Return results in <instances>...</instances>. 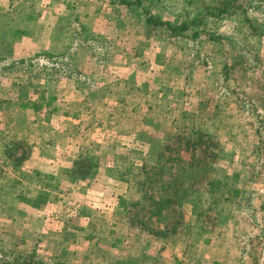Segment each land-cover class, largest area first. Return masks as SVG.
I'll use <instances>...</instances> for the list:
<instances>
[{"label": "rangeland", "instance_id": "374dc122", "mask_svg": "<svg viewBox=\"0 0 264 264\" xmlns=\"http://www.w3.org/2000/svg\"><path fill=\"white\" fill-rule=\"evenodd\" d=\"M189 1L203 9L223 0H159L161 9L152 13L188 23L198 12ZM137 13L136 8L128 12L121 0H0V136L12 135L17 156H26L17 172L6 170L0 146V260L26 261L34 252L33 260L47 263L264 264V37L252 38L242 29L234 35L237 43L220 42L221 54L208 35L231 36L239 12L218 21L206 17L196 42L159 31L146 39ZM252 15L260 17L255 11ZM47 24H63L67 30L82 24L96 36L76 63L66 61L76 66L71 78L60 69V59L45 57ZM182 42H188L187 53L180 50ZM234 46L240 51L234 52ZM135 52L142 64H136L140 89L133 94L118 82L130 73L122 74L124 66L132 69L126 54ZM224 65L231 67L228 76ZM156 89L164 90L165 97ZM19 93L26 96L20 99ZM120 100L141 101L143 109L125 115ZM35 103L41 104L40 111ZM180 107L199 114L196 120L218 142L216 177H234L233 186L241 193H227L229 201L222 198L219 206L224 211L206 212L200 230L198 216L207 204L184 205L180 235L161 241L131 226L117 203L118 197L136 196L128 191L125 170L154 163L156 139L160 147L172 122L181 119ZM87 153L97 159L99 170L72 183L66 172ZM10 179L20 186L10 187ZM49 182L58 190L47 187Z\"/></svg>", "mask_w": 264, "mask_h": 264}, {"label": "trees", "instance_id": "16d2710c", "mask_svg": "<svg viewBox=\"0 0 264 264\" xmlns=\"http://www.w3.org/2000/svg\"><path fill=\"white\" fill-rule=\"evenodd\" d=\"M121 2L128 12H132L133 8L138 9L137 16L138 18H143L144 36L146 39L154 37V34L159 31L162 34L166 33L171 38L175 37L183 41L196 42L201 35L199 28L203 26V23L205 24L204 19L206 17L218 21L223 17L234 16L237 12H239V21L234 30H232L231 36L228 37L229 39H222L223 37L221 36L216 37L211 34L208 35L207 40L214 43V45L216 44L218 52L221 54L223 52L221 50L222 43L220 42L234 40L237 43L234 35L242 32V29H247L252 38L264 37V0H248L244 6L232 5L230 2L223 0L219 3H214V6L211 8L205 7L203 9L200 4L193 5L192 1H189L187 4H192L193 10H197L198 12L192 16L193 18L188 23L166 21L163 19L161 13L159 16L152 13L154 9H161L157 5L160 3L159 0H121ZM254 11L260 14L259 18L253 17L252 12ZM78 28V30L70 28L67 30L66 25L62 24L57 29L58 35L56 34V37H60V34H66V37H62L64 40H67L65 52L67 55H70L73 63H76L78 60L77 56L87 49L88 40L96 37L91 35L82 24ZM188 42H182V46H180L182 53H187L186 45H188ZM239 51L240 48L234 46V52ZM47 55L49 56V54ZM61 55L63 58L59 62V65L61 64L60 66H62L60 69L66 74V78H71L74 75L76 66L72 65L70 67L64 60L65 54ZM192 55L196 60H200L201 58L199 55ZM237 59H241V55L236 56ZM254 60L256 61V58ZM198 62L201 63V61ZM21 63L23 64L22 61ZM14 66L12 63L10 67ZM191 67L194 68L193 65ZM224 68L226 72L224 75L228 76V71L231 67L224 65ZM29 69H33L31 63ZM60 69L58 70L60 71ZM51 79L52 77L48 78L47 82L49 83ZM40 86L43 95L44 93L46 94V86ZM226 90H228L227 87ZM22 96L25 97L26 95L19 93L20 99ZM33 104L31 103L30 107H33ZM34 107V109L40 111L39 109L42 106L35 103ZM180 111L181 119L176 118L172 122L173 129L170 133H167L161 142L154 163L144 161L141 165L128 166L126 168L125 171L131 184L128 191L135 192L136 196L132 197L131 194H128L126 197H118L117 203V208L120 209L124 217H127L128 223L131 226L137 227L147 235L161 241L166 240L168 236L171 237V234L172 236L177 235V232L179 234L178 228L182 231L185 225L183 222L184 205L207 204L205 211L198 216V226L196 225V229L200 230L199 221L201 217L205 216L206 212L214 211L216 215H219L220 211H224V208L222 209L219 206L223 202L222 198H226L224 201H229L226 197L227 193L230 194L232 192L233 195L241 193L233 186L234 177L226 175L222 180L216 177L214 165L219 157L217 152L218 142L196 120L199 114L196 112L187 113L183 107H180ZM178 123L180 124L177 125ZM12 138V135L8 133H2L0 136L2 144L0 146L5 158L4 165L6 166V170L10 168L13 172H17L18 167L25 161L26 156L23 153L17 156L19 145L18 143H14V138ZM96 160L91 153L82 155L66 172L67 177L72 183L93 177L99 170V163ZM7 184L10 187L20 186V182L16 179H10V181H7ZM46 186L50 188L54 187L55 190H58V185L53 186L51 182L46 184ZM226 189L228 191H224ZM38 196L40 197H36V200L38 199L37 201L41 202L42 193H39ZM204 197L206 198L205 200ZM34 256L35 253L32 252L31 257L34 258ZM32 258L26 261L13 259L11 263L68 264L60 259L53 263H47L44 260H33ZM7 262L8 260L6 261L5 258L0 260V264H11Z\"/></svg>", "mask_w": 264, "mask_h": 264}, {"label": "crops", "instance_id": "0c3cea01", "mask_svg": "<svg viewBox=\"0 0 264 264\" xmlns=\"http://www.w3.org/2000/svg\"><path fill=\"white\" fill-rule=\"evenodd\" d=\"M7 10H10V9H12V7H8V8H6ZM23 14V16H24V18L25 17H27V15H26V12L24 11V13H22ZM26 15V16H25ZM24 21L26 20V19H23ZM62 26V25H61ZM49 27H51L50 28V31L48 32V43H47V45H48V47H47V49L50 47V49L53 47V48H56V52H54V53H52V52H48L47 51V49H45L44 50V54H45V57H52V58H54V59H62L63 58V56L61 55V54H65L64 55V60L65 61H67V60H70V61H72L71 59H70V55H67L66 54V52H65V45H67V42L66 43H64L65 41H66V39L64 40L62 37H66V34H60L59 36L60 37H56V34L58 35V30L57 29H59L60 28V26L59 25H55V26H49L48 24L47 25H44V28H49ZM87 29V28H86ZM48 31V30H47ZM56 31V32H55ZM19 32H21V31H19ZM24 32V31H23ZM27 34H29V33H27ZM28 38H29V35H28ZM30 39V38H29ZM52 45H55V46H52ZM47 54H49V56L47 55ZM126 55H128L129 57L128 58H130L131 60H132V62H133V64H132V62H131V64H130V67H132V69H128L127 67H123L122 68V71L121 72H125V71H127L126 73H122V74H128L129 72V75H128V77L126 78V80H123V81H121L120 80V82H118V84H119V86H121V87H123L124 88V90L125 91H127L128 93H136V92H138V90L140 89L138 86H140V83L138 82V79H140V75L138 74V71L136 70V64H142V59L139 57V55H137V53L135 52V54H126ZM125 55V56H126ZM159 55H158V53H156V59H157V57H158ZM137 61H138V63H137ZM150 63V62H149ZM129 66V65H128ZM157 67L159 68V66L157 65ZM161 68H163V67H160V69ZM84 79L85 78H82V79H80V80H83L84 81ZM131 81H132V83H131ZM160 81V80H159ZM14 83V82H13ZM12 83V84H13ZM84 85H86V82H84L83 83ZM14 85H12L11 87H12V89H15L14 87H13ZM75 86L77 87V86H79V85H77L76 83H75ZM72 88H74V86L72 87ZM157 88V87H156ZM75 89V88H74ZM157 90V92H158V95L159 96H162V98H164L165 97V94L166 93H164L163 91L164 90H162V89H156ZM19 91V90H18ZM8 94H13V93H11V91L9 92L8 91ZM7 100H11L12 102H15V100H13V99H7ZM17 101H19V103H21V101L19 100V99H17ZM120 103H121V105H122V108H123V110L125 111V115H128V113L129 112H134L135 114H137V113H140L141 111H142V109H143V104H142V102L141 101H136L135 102V104H133V105H131V103H130V101H127V100H120L119 101ZM148 105V104H147ZM133 107V108H131V109H129V107ZM149 106V105H148ZM148 108V107H147ZM149 110V109H148ZM127 117V116H126ZM133 118L135 119V116H133ZM127 121L128 122H130V121H133L132 119H127ZM151 122V121H150ZM155 122V121H154ZM136 125H137V123H136ZM153 126H154V123H153ZM152 126V127H153ZM157 140V142H158V150H159V140L158 139H156ZM162 142V141H161ZM146 144V143H145ZM157 145V144H156ZM148 147V150H151L152 148H153V144L151 143V144H148L147 145ZM157 150V151H158ZM153 155V154H152Z\"/></svg>", "mask_w": 264, "mask_h": 264}]
</instances>
